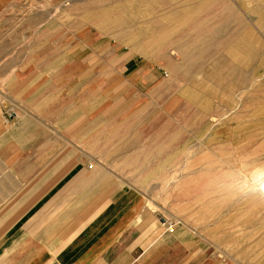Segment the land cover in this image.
<instances>
[{
    "label": "rangeland",
    "instance_id": "374dc122",
    "mask_svg": "<svg viewBox=\"0 0 264 264\" xmlns=\"http://www.w3.org/2000/svg\"><path fill=\"white\" fill-rule=\"evenodd\" d=\"M33 6L31 49L25 18L12 16L2 28L3 60L28 48L35 72L73 73L50 81L58 85L51 100L67 120L107 102L113 136L129 139L131 158L116 163L147 189L163 220L194 233L212 264H264V202L223 184L231 170L264 165V0H241L242 11L232 0ZM253 6L249 20L244 8ZM224 8L232 13L218 17ZM77 76L94 93L80 106L71 98Z\"/></svg>",
    "mask_w": 264,
    "mask_h": 264
},
{
    "label": "crops",
    "instance_id": "0c3cea01",
    "mask_svg": "<svg viewBox=\"0 0 264 264\" xmlns=\"http://www.w3.org/2000/svg\"><path fill=\"white\" fill-rule=\"evenodd\" d=\"M33 1L0 0V48L3 25L13 16L25 18L31 49ZM232 2L242 11L241 0ZM254 8H244L249 20ZM26 50L12 65L0 54V264H212L201 240L163 220L148 204L147 189L116 163L131 158L129 139L113 136L107 102L67 120L51 100L58 85L50 81L74 74L52 79L35 72ZM91 85L77 76L71 98L78 106L83 94H94Z\"/></svg>",
    "mask_w": 264,
    "mask_h": 264
},
{
    "label": "bare ground",
    "instance_id": "6f19581e",
    "mask_svg": "<svg viewBox=\"0 0 264 264\" xmlns=\"http://www.w3.org/2000/svg\"><path fill=\"white\" fill-rule=\"evenodd\" d=\"M244 168L238 172L231 170L232 173L225 175L224 187L238 191L242 195H251L253 199L264 202V165L256 166L253 171L248 172H243ZM181 181L184 182V180Z\"/></svg>",
    "mask_w": 264,
    "mask_h": 264
}]
</instances>
